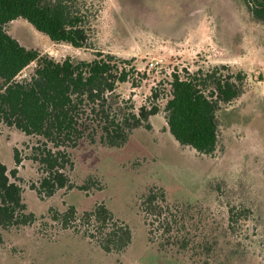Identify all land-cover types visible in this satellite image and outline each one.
<instances>
[{
  "label": "rangeland",
  "instance_id": "1",
  "mask_svg": "<svg viewBox=\"0 0 264 264\" xmlns=\"http://www.w3.org/2000/svg\"><path fill=\"white\" fill-rule=\"evenodd\" d=\"M88 3L99 12L91 48L54 44L23 19L14 21L9 32L23 46L58 61H91L98 52L130 61L128 68L147 74L139 87L130 83L118 87L135 112L150 104L152 89L168 88L166 81L176 69L228 66L234 74H246L245 93L219 114L221 146L214 156L180 145L160 113L151 119L152 129L136 131L123 148L82 142L71 153L74 168L68 175L73 188L58 190L53 197L38 194L45 177L33 159L38 139L1 124L0 159L12 170L18 150L17 177L27 213L35 220L2 232L0 264H195L188 255L160 252L149 244L146 220L155 233L161 226L141 205L152 188L166 192L179 220L185 222L174 225L173 232L186 229L184 234L193 236H219L213 264H264V24L253 19L245 0ZM152 61L160 63L151 68ZM35 68L34 63L29 65L19 79H29ZM85 184L88 190L81 189ZM98 204L132 229L133 242L124 253L105 254L85 236L87 230L94 233L93 224L65 227L54 220L56 213L72 206L80 216ZM232 207L251 211V223L243 226L237 239L224 231Z\"/></svg>",
  "mask_w": 264,
  "mask_h": 264
},
{
  "label": "trees",
  "instance_id": "2",
  "mask_svg": "<svg viewBox=\"0 0 264 264\" xmlns=\"http://www.w3.org/2000/svg\"><path fill=\"white\" fill-rule=\"evenodd\" d=\"M245 1L253 19L264 24V0ZM92 6L88 0H0V125L38 139L33 159L45 174L38 189L40 196L53 197L58 190L73 188L68 175L74 168L71 153L82 142L123 148L136 131L152 129L151 119L160 113L180 145L214 156L221 146L219 114L245 93L246 74H234L228 66L176 69L166 81L168 88L163 87L162 92L152 89L150 104L135 112L132 103L118 93V87L126 83L139 87L147 74H140L133 66L128 68L130 61L99 52L91 61H58L23 46L9 32L14 21L23 19L54 44L88 49L99 13L93 12ZM32 63H36L32 76L19 79ZM14 163L15 168L9 170L0 159V242L3 231L35 220L34 214L27 213L17 177L21 163L17 149ZM81 189L88 190L89 185ZM141 205L147 216L161 223L160 232L155 233L146 220L150 245L160 252L188 255L195 264H213L219 236H193L184 234L186 229L173 232L174 225L183 226L185 222L179 220L178 210L170 205L163 189H150ZM250 213L249 208H230L224 227L226 236L240 238L243 226L251 223ZM54 220L65 227L77 222L93 224L94 233L87 230L85 236L105 254H122L133 242L132 229L116 220L104 204L80 216L72 206L62 214L56 213Z\"/></svg>",
  "mask_w": 264,
  "mask_h": 264
},
{
  "label": "built area",
  "instance_id": "3",
  "mask_svg": "<svg viewBox=\"0 0 264 264\" xmlns=\"http://www.w3.org/2000/svg\"><path fill=\"white\" fill-rule=\"evenodd\" d=\"M159 63H160V62H154V61H152V62H150L149 66H150L151 68H155L156 66L159 65ZM32 64H33V63H32ZM34 65L36 66V63H34Z\"/></svg>",
  "mask_w": 264,
  "mask_h": 264
}]
</instances>
